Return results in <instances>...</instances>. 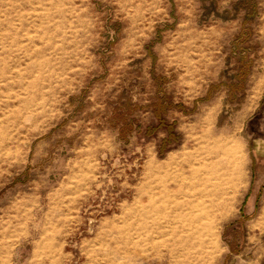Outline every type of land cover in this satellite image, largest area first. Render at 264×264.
Masks as SVG:
<instances>
[{
	"label": "rangeland",
	"instance_id": "1",
	"mask_svg": "<svg viewBox=\"0 0 264 264\" xmlns=\"http://www.w3.org/2000/svg\"><path fill=\"white\" fill-rule=\"evenodd\" d=\"M231 155L209 264H264V0H0V264H190Z\"/></svg>",
	"mask_w": 264,
	"mask_h": 264
},
{
	"label": "bare ground",
	"instance_id": "2",
	"mask_svg": "<svg viewBox=\"0 0 264 264\" xmlns=\"http://www.w3.org/2000/svg\"><path fill=\"white\" fill-rule=\"evenodd\" d=\"M232 168L227 170V180L215 186L203 185L196 192L178 186V196L170 200L167 222L157 225L171 235L180 232L190 264H209L215 246L211 236L213 218L231 210L237 185L235 175L240 172L239 158L231 155ZM191 188V187H189ZM188 188V189H189ZM178 199H181L178 200ZM180 225H175L173 222Z\"/></svg>",
	"mask_w": 264,
	"mask_h": 264
}]
</instances>
